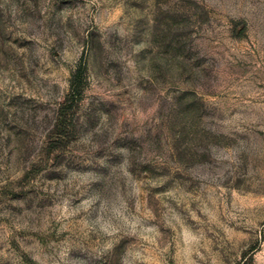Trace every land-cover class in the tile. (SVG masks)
I'll use <instances>...</instances> for the list:
<instances>
[{
    "label": "rangeland",
    "instance_id": "374dc122",
    "mask_svg": "<svg viewBox=\"0 0 264 264\" xmlns=\"http://www.w3.org/2000/svg\"><path fill=\"white\" fill-rule=\"evenodd\" d=\"M0 264H264V0H0Z\"/></svg>",
    "mask_w": 264,
    "mask_h": 264
},
{
    "label": "trees",
    "instance_id": "16d2710c",
    "mask_svg": "<svg viewBox=\"0 0 264 264\" xmlns=\"http://www.w3.org/2000/svg\"><path fill=\"white\" fill-rule=\"evenodd\" d=\"M84 63H79L77 69L73 73L71 80H70V87H71V96H70V102L73 103L75 100H73L74 95H77L80 93L82 88V76L84 75L86 69H85Z\"/></svg>",
    "mask_w": 264,
    "mask_h": 264
}]
</instances>
